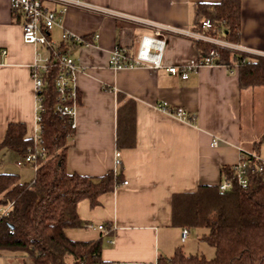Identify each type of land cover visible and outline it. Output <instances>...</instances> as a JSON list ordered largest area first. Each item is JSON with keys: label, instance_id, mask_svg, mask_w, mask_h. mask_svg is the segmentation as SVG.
Segmentation results:
<instances>
[{"label": "crops", "instance_id": "crops-1", "mask_svg": "<svg viewBox=\"0 0 264 264\" xmlns=\"http://www.w3.org/2000/svg\"><path fill=\"white\" fill-rule=\"evenodd\" d=\"M240 1L237 44L264 54V0ZM86 2L156 26L194 31L196 5L220 0ZM48 8L59 10L54 4ZM21 22L12 14L9 0H0V143L9 123L25 124L26 136H33L36 95L30 67L50 58V49L22 41ZM65 31L85 40L64 43L78 66L74 136L66 153V172L92 178L116 172L114 157L119 151L122 176L112 192L98 198L97 206L91 207L88 200L78 203L83 226L66 229V236L76 242L101 239L102 260L117 264H153L160 257L170 258L177 248L191 255L185 250L189 237L181 242V229L171 225V197L218 185L221 168L236 164L240 150L256 152L264 138V86L242 89L236 71L221 65L190 71L187 79L171 75L165 68L185 65L204 52L185 37L157 33L125 19L70 8L48 39L60 45ZM143 35L164 39L163 68L112 69L110 52L121 47L134 57ZM117 92L135 102L132 148L116 147ZM163 103L168 109H181L184 118L158 109ZM22 155L15 148L1 150L0 173L12 172L21 181L17 168L24 166L17 162Z\"/></svg>", "mask_w": 264, "mask_h": 264}, {"label": "trees", "instance_id": "trees-1", "mask_svg": "<svg viewBox=\"0 0 264 264\" xmlns=\"http://www.w3.org/2000/svg\"><path fill=\"white\" fill-rule=\"evenodd\" d=\"M208 20L219 38L238 43L241 20L240 0H220L216 4H197L194 31H201V21ZM85 41V40H84ZM206 52L208 44L195 42ZM67 51L66 44L55 48ZM218 65L236 71L240 88L264 86V57L221 49ZM47 72L42 74L43 86L38 92L43 111L41 132L37 142L27 137L23 123H9L0 143V151L15 148L20 153L39 149L45 158L33 180L21 182L19 176L0 173V252L3 264H117L102 260V240L76 242L66 229L80 228L83 222L77 205L88 200L91 207L98 198L122 181L120 166L116 172L92 178L66 172V153L71 146L74 129L68 118L55 110V78L58 62L50 52ZM116 147L135 145V102L120 92L116 94ZM221 180L231 186L220 191L216 186H199L194 192L171 197V225L182 229H205L201 237L214 250L211 259L203 255H185L181 248L170 258L160 257L158 264H264V170L250 172L247 188H241L230 166L220 170Z\"/></svg>", "mask_w": 264, "mask_h": 264}, {"label": "built area", "instance_id": "built-area-1", "mask_svg": "<svg viewBox=\"0 0 264 264\" xmlns=\"http://www.w3.org/2000/svg\"><path fill=\"white\" fill-rule=\"evenodd\" d=\"M12 14L14 17H21V38L22 41L30 45H40L52 51L53 60L58 62L59 71L55 78L56 90V106L55 110L60 117L68 118L70 126L74 129V116L77 107L78 90L76 86V75L78 66L68 51L60 53L55 48V45L48 39L49 32L56 25L61 24L63 13L70 8H81L91 12L99 13L109 17L118 19H125L128 22L135 23L144 28H152L157 33H173L185 37L193 42H204L208 44V49L204 54L181 66H169L165 70L171 75H180L182 79H187L188 72L196 71L201 67H213L218 65L219 53L221 49L250 53L253 55L263 56L264 54H256L247 51L238 46V44L230 43L219 38L216 30L212 29V25L208 20L201 21V31L180 30L176 28H164L156 26L145 20L132 18L119 14L108 8H101L90 5L86 0H9ZM48 4H54L59 7V10H52L48 8ZM62 43L83 44L84 39L73 36L65 31L62 35ZM164 39L159 36L143 35L140 38L139 45L134 57L128 54V51L121 47H115L109 55V66L112 69L120 70L124 68L133 67H149L153 69L163 68L161 61L162 50L164 47ZM50 51V52H51ZM51 55V54H50ZM50 59V58H49ZM48 61L43 65L33 64L30 67V77L33 84V89L36 95V116L35 126L33 129V136L35 142L39 138L41 132V112L43 111L41 99L38 97V92L43 86L42 74L47 72L50 64ZM157 108L166 111L172 115L184 118V112L181 109H168L166 104H158ZM217 142L214 140L213 144ZM264 143V138L262 140ZM45 158L42 150H35L34 152H27L22 155L17 162L18 166L30 165L36 170L40 164L38 159ZM121 165L120 153L115 152L114 166L118 168ZM235 174L238 185L245 189L248 186V175L250 172H262L264 170V158H261L257 152H246L240 150V157L236 164L231 166ZM123 184H126L124 182ZM231 186L230 182L222 181L218 188L220 191H225ZM8 207L0 210L1 214H7ZM90 228L92 226H89ZM99 230H104L103 225L97 227ZM189 237V230H181V242H184ZM141 264V263H128ZM153 264H158L157 261Z\"/></svg>", "mask_w": 264, "mask_h": 264}, {"label": "rangeland", "instance_id": "rangeland-1", "mask_svg": "<svg viewBox=\"0 0 264 264\" xmlns=\"http://www.w3.org/2000/svg\"><path fill=\"white\" fill-rule=\"evenodd\" d=\"M257 153L264 158V143L260 144L257 149H255ZM19 171L22 172L20 174L21 181L30 182L34 177L33 167L30 165H25L24 167L17 168ZM5 173H12V172H5ZM15 173V172H14ZM5 208L4 206H0V209ZM206 233L205 229L197 228L191 229L189 231V239L185 244V250L188 254L191 255H203L206 259H211L214 255V250L210 247L205 241L201 240L202 235ZM4 262V259H0Z\"/></svg>", "mask_w": 264, "mask_h": 264}]
</instances>
